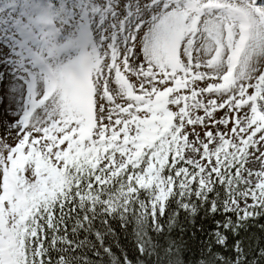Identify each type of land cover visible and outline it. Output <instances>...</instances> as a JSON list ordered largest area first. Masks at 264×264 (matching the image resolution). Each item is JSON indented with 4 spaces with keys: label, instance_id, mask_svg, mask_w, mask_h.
<instances>
[{
    "label": "snow or ice",
    "instance_id": "1",
    "mask_svg": "<svg viewBox=\"0 0 264 264\" xmlns=\"http://www.w3.org/2000/svg\"><path fill=\"white\" fill-rule=\"evenodd\" d=\"M0 126V264H264V0H0Z\"/></svg>",
    "mask_w": 264,
    "mask_h": 264
},
{
    "label": "rangeland",
    "instance_id": "2",
    "mask_svg": "<svg viewBox=\"0 0 264 264\" xmlns=\"http://www.w3.org/2000/svg\"><path fill=\"white\" fill-rule=\"evenodd\" d=\"M7 119H8L9 121H11L12 118H11V117H8ZM4 135H5V133H4L3 127L0 126V138H3ZM249 203H251L250 200H249Z\"/></svg>",
    "mask_w": 264,
    "mask_h": 264
},
{
    "label": "trees",
    "instance_id": "3",
    "mask_svg": "<svg viewBox=\"0 0 264 264\" xmlns=\"http://www.w3.org/2000/svg\"><path fill=\"white\" fill-rule=\"evenodd\" d=\"M257 223L264 224V218H259ZM251 231H256V229H251ZM124 241V237H121V242Z\"/></svg>",
    "mask_w": 264,
    "mask_h": 264
}]
</instances>
